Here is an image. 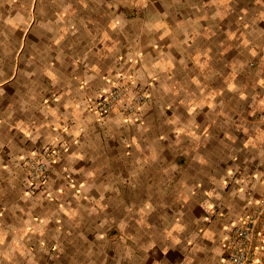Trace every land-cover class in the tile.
Instances as JSON below:
<instances>
[{
	"label": "crops",
	"instance_id": "0c3cea01",
	"mask_svg": "<svg viewBox=\"0 0 264 264\" xmlns=\"http://www.w3.org/2000/svg\"><path fill=\"white\" fill-rule=\"evenodd\" d=\"M124 70L150 85L139 122L98 121ZM263 193L264 0H0V264H226Z\"/></svg>",
	"mask_w": 264,
	"mask_h": 264
},
{
	"label": "built area",
	"instance_id": "2783aa9c",
	"mask_svg": "<svg viewBox=\"0 0 264 264\" xmlns=\"http://www.w3.org/2000/svg\"><path fill=\"white\" fill-rule=\"evenodd\" d=\"M149 96L150 85L137 81L130 71L124 70L110 81L106 89L89 98L87 106L98 121L116 113L126 121L139 122L141 110ZM63 149V145H42L24 161L28 194L34 195L45 188L49 170ZM263 210L264 193L252 202V207L246 213L231 222L223 252V261L226 264H247L255 236H258L259 241L256 247H262L264 229L259 232H256V229Z\"/></svg>",
	"mask_w": 264,
	"mask_h": 264
}]
</instances>
